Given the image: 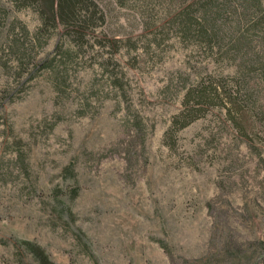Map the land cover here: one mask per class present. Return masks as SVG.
Wrapping results in <instances>:
<instances>
[{
  "label": "rangeland",
  "instance_id": "1",
  "mask_svg": "<svg viewBox=\"0 0 264 264\" xmlns=\"http://www.w3.org/2000/svg\"><path fill=\"white\" fill-rule=\"evenodd\" d=\"M95 1L78 38L0 0V264H264V83L253 131L209 105L165 142L235 65L173 23L198 0Z\"/></svg>",
  "mask_w": 264,
  "mask_h": 264
},
{
  "label": "trees",
  "instance_id": "2",
  "mask_svg": "<svg viewBox=\"0 0 264 264\" xmlns=\"http://www.w3.org/2000/svg\"><path fill=\"white\" fill-rule=\"evenodd\" d=\"M18 1L37 5L41 30L62 25L71 29L72 36L78 38L90 35L89 29L106 20L104 10L95 0ZM174 19L173 23L182 37L196 38V44L211 51L212 55L219 52L229 54L227 58L236 68L233 83L238 84L229 87L223 82L225 78H212L208 85L187 88L183 108L165 132V142L175 129H182L205 114L209 105L221 107L237 128L246 130L245 124H249L253 131L258 127L256 118L252 124L246 122L252 113L256 114L257 108L256 87L250 83H264V1L198 0L182 8ZM23 50L20 48L17 52L21 61L25 55ZM259 121L264 124V111ZM26 244L39 264H56L41 246Z\"/></svg>",
  "mask_w": 264,
  "mask_h": 264
}]
</instances>
